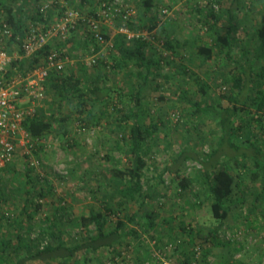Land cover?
Listing matches in <instances>:
<instances>
[{"label":"rangeland","instance_id":"374dc122","mask_svg":"<svg viewBox=\"0 0 264 264\" xmlns=\"http://www.w3.org/2000/svg\"><path fill=\"white\" fill-rule=\"evenodd\" d=\"M129 1L136 10L135 27L149 30L155 37L149 47L164 56L150 83L144 86L140 107L144 124L153 118L159 125L143 147L146 161L143 190L145 194L153 193L154 196L144 201L142 209L138 202L122 206L124 210L120 217L127 221L130 233L120 243L97 251L82 250L69 258L67 264H75V259L78 264H184V258L190 264H264V191L261 179L254 180L251 173L241 171L229 162L232 172L239 175L241 184L235 187L229 216L220 221L210 212L211 195L200 162L189 159L181 165V172L194 180L191 187L181 194L176 192L173 172L165 170L168 166L174 167L180 150L196 149L204 159L222 138L218 116L196 112L194 103L204 97L193 77L196 74L208 83L217 103L228 102L229 97L236 93L228 81L233 72H238L235 63L216 54L206 61L198 50L200 45L214 44L209 34L210 20L206 18L211 8L221 17L220 23L229 25L222 13V7L228 5L229 0H154L153 7L146 14L140 0ZM9 2L18 6L23 1ZM244 3L236 18V47L233 51L240 60L255 54L258 42L254 31L264 11L262 0H244ZM25 5L27 23H30L31 15L36 13V4L30 0ZM71 6L88 11L96 9L98 3L96 0L86 3L71 0ZM58 14L59 11L55 12ZM109 27L105 25L104 31L113 37L115 27H112V33ZM69 36L80 41L73 40V44L69 48L67 46L75 64L64 71L69 73L72 69H79L81 64L84 71L79 73L85 78L103 73L100 83L111 87L113 99L109 113L101 123L87 125L78 119L72 100L60 109L59 102L47 94L39 102L38 115L54 116L55 128L42 138L32 139L30 150L19 147L15 159L7 168L0 170L2 230L15 238L20 234L28 241L37 240L39 247L48 242L57 244L59 239L67 245H74L96 233L94 224L84 228L75 219L88 214L92 206L104 208V195L114 186L110 181L111 169L115 166L123 168L127 164L128 148L118 129L117 116L128 110L129 101L125 102L128 98L120 101L116 90L135 87L139 82L136 77L127 76L129 66L111 67L109 47L95 65H86L84 60L93 54L92 47L96 48L95 51L99 48L82 42L83 27L71 31ZM9 46L11 53H20L18 46ZM261 63L264 64V58L256 65ZM180 64L188 68V74L182 71ZM61 116L67 120L59 121ZM258 116L251 108L244 113L256 135L250 138L260 142L264 140V127L258 124ZM234 139L238 144L247 145L246 129L240 130ZM196 201L203 204H196ZM129 212L135 213L133 221L125 216ZM144 212L153 213L156 227L146 226ZM250 214L257 219L258 229L247 226V221L243 220ZM117 217L109 215V222L113 224ZM53 223H56L57 235H45L44 230L51 228ZM213 230H217L223 244L211 242ZM237 243L243 244L239 251L236 250ZM20 255H26V250L22 249ZM28 264H60V260L33 259Z\"/></svg>","mask_w":264,"mask_h":264},{"label":"trees","instance_id":"16d2710c","mask_svg":"<svg viewBox=\"0 0 264 264\" xmlns=\"http://www.w3.org/2000/svg\"><path fill=\"white\" fill-rule=\"evenodd\" d=\"M9 1L14 2L16 0H0V11L5 13L8 22L12 26L14 32L12 41L14 42L17 35L24 36L27 30L28 15L25 4L30 0H22L23 2L18 6L12 5ZM38 1L34 0V3L37 4ZM86 1L88 0H82L83 3H86ZM228 2V5L222 7V13L229 21V25L226 26L220 23L221 17L211 8L206 17L210 21H206L209 22V34L214 44L210 46L200 45L198 50L206 61L212 59V56L216 54L228 62L235 63L238 72H233L228 81H231L236 93L229 97L228 102L217 103L210 92L208 83L202 81L198 75L193 73L198 90L204 97L203 100L194 103L196 112L217 115L223 132L222 138L218 145L207 154L206 158H201L196 149L184 148L177 153L174 167L168 166L165 169L173 172V180L176 181V192L181 194L183 191H187L194 181L193 178L181 172V165L189 159L200 162L203 165L205 182L211 195L210 212L214 218L220 221L229 216L232 195L235 187L241 184L238 180L239 175L232 172L229 162H233L241 171L251 173L254 180L261 179L262 190L264 191V140L259 142L258 139L253 140L250 138V136L256 135L250 129V121L248 122L244 117L247 109L251 108L259 114L256 119L258 124L264 127V64L256 65L257 61L264 58V11L254 31V38L258 42L255 54L251 58L240 60L233 53L236 47L235 28L238 11L244 7L245 3L244 0H229ZM140 4L146 14L153 7L154 0H140ZM262 5L264 7V0H262ZM30 20L35 22L42 20V18L36 12L35 15H31ZM135 25L133 21L131 28L137 30ZM75 30L72 31L75 32ZM104 37L106 40L111 39L113 44L112 47H109L108 52L112 63L111 67L124 68L129 66L127 76H134L139 79V82L136 83L135 87L116 90L120 101L124 102V98H128L125 102L129 101L126 106L128 110L117 116L118 129L121 130L128 148L126 152L127 164L123 168L115 166L111 169L110 181L114 186L110 192L108 191L104 195V208L92 206L88 214H82L75 219V222L84 228L94 224L96 233L87 236L85 240L74 245H67L59 239L57 244L48 242L46 245L39 247L37 240L31 242L20 234L16 238L7 234L2 230V219L0 218V264H28V261L33 259H57L60 260V264H67L69 258L75 257L82 250L92 249L97 251L102 247H113L130 233L127 229V221L120 217L121 212L124 210L122 206L131 202H138L140 209H142L144 201L151 200L154 196L153 193L145 194L143 190V170L146 165L143 147L148 137L153 136L159 125L153 118L150 119L148 124H144L140 107L144 86L150 83L155 72L161 66V59L164 56L159 54L156 49L152 50L151 46L149 47L151 42L142 38L128 41L122 34H115L111 37L110 33L106 31ZM82 40L84 44L88 46L96 45L100 49V46L91 38L83 37ZM74 41L78 43L80 39ZM72 43V38L50 41L32 59L15 60L13 65H17L20 71L26 72L34 68L52 46H56L61 51L66 50L69 52L68 48ZM167 44H170V42H167ZM179 67L184 73H189L185 65L180 64ZM78 68L76 70L72 69L69 73L64 70L62 72L52 71L46 83V92L52 95L53 100L59 102L60 109L68 100H72L75 111L78 113V119L82 123L87 125L101 123L105 115L109 113V106L113 99L112 89L107 87L105 83L101 85L100 81L104 78L103 73H98L88 79L79 73L84 71V66L80 64ZM11 72H13L12 69ZM167 78H169V75H167ZM118 111L122 112L121 109ZM240 111L242 114H239ZM53 120L54 116L37 115L25 121V128L30 136L36 140L52 132L55 128ZM66 120L67 117L61 116L59 121L65 122ZM243 128L246 129L247 145L238 144L234 139L235 135ZM8 165L3 169L7 168ZM252 165H254V168H251ZM196 204H203V202L196 201ZM111 214L118 216L113 224L108 219ZM125 216L128 220L133 221L135 213L129 212ZM144 216L148 228L156 227L152 212H144ZM243 220L247 221V226L258 229L259 223L251 214ZM45 233L56 236V223H53L51 228L44 230ZM190 242L193 243L192 237H190ZM211 242L215 245L223 244L218 237L217 230L211 231ZM237 245L236 250L239 251L243 248L242 243H237ZM22 249L26 250V255H20ZM76 263L79 262L75 259ZM183 263L190 264L187 258L183 259Z\"/></svg>","mask_w":264,"mask_h":264},{"label":"built area","instance_id":"2783aa9c","mask_svg":"<svg viewBox=\"0 0 264 264\" xmlns=\"http://www.w3.org/2000/svg\"><path fill=\"white\" fill-rule=\"evenodd\" d=\"M96 1V9L84 11L72 7L71 0H39L35 10L42 20L26 23L24 36L17 35L14 42L12 26L0 11V170L15 159L19 147L26 151L32 147L33 138L25 128V121L38 115L39 102L47 97L46 83L51 72L65 70L73 63V57L66 50L52 46L26 72L20 71L13 61L21 57L32 59L50 41L67 40L73 29L82 27L83 37L100 46L97 51L92 47L93 54L84 60L86 65H95L106 48L113 45L111 39L104 37L105 25L115 27L116 34L124 35L128 41L142 38L154 42L149 30L131 28L136 10L129 0ZM57 11L59 14L55 15ZM9 45L18 46L20 53H11Z\"/></svg>","mask_w":264,"mask_h":264},{"label":"crops","instance_id":"0c3cea01","mask_svg":"<svg viewBox=\"0 0 264 264\" xmlns=\"http://www.w3.org/2000/svg\"><path fill=\"white\" fill-rule=\"evenodd\" d=\"M107 26H108V25H107ZM108 27H109V26H108ZM109 28H111V29H109V31H110L111 33L114 32L113 29H112V27H109ZM113 34H114V33H113ZM69 38H70V39H71V38L73 39V37H70V36H69ZM73 40H75V39H73ZM72 44H73V43H72ZM68 53L70 54V52H68ZM23 59H25V58L21 57V58H18L17 61H19V60H23ZM73 64H75V60H74V59H73V63H72V64H69L68 66H69V67H73ZM68 66H67V67H68Z\"/></svg>","mask_w":264,"mask_h":264}]
</instances>
